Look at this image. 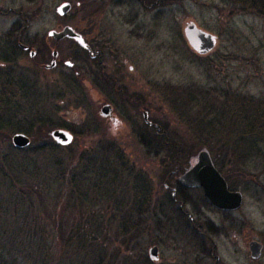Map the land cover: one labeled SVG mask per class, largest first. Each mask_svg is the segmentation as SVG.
<instances>
[{
    "label": "rangeland",
    "instance_id": "374dc122",
    "mask_svg": "<svg viewBox=\"0 0 264 264\" xmlns=\"http://www.w3.org/2000/svg\"><path fill=\"white\" fill-rule=\"evenodd\" d=\"M98 1V5L86 6L82 0H0V52L3 48L4 53L7 51L11 55L9 64L0 62V80L6 75L17 79L28 76L40 98L32 103L29 100H17L19 110L22 108L26 112L25 116L28 114L25 117L18 110V119L24 120L21 127L31 125L29 121L36 113L45 117L52 108V114L58 123L66 125L62 130L73 135V143L65 147L73 146L67 151L57 149L53 154H45L38 152L37 148L31 151L32 158L27 160L26 174L29 175V180L33 175L44 176L45 189L35 187L37 195L34 197L37 200L28 209L30 228H35L38 233L34 238L31 231L27 236L25 234L28 224L23 218V211L17 208L19 204L14 202L17 189L9 187L7 182L0 185V204L5 206L11 203L15 206L10 211L6 210L5 215L0 213V227L5 226L3 230L0 229V264H3L1 261H10L12 258H15L17 264H33L34 259L27 260V244L38 249L42 236L44 237L42 227L51 229L53 224L57 226L67 222L64 209L68 204L63 193H67L69 188L59 187L57 184L58 175L65 163L85 161L90 156L95 159V163H101L100 160L107 157L116 161L120 153L116 156L117 153L114 152L120 149L130 160L141 162L145 170L151 173L149 178L153 181L150 190L153 195L156 196L160 189L161 170L157 167L159 161L167 159L165 151L159 157L152 156L137 143V139L132 137L134 133L130 128L131 121L122 122L124 118L119 114L121 104L116 105L112 119L104 118L101 115L104 104L101 103V93L98 95L96 92L94 95L91 90L88 92L89 81L80 79V82L74 83L70 80V69L63 65L66 60L81 59V52L69 40L56 42L48 36L50 31H61L66 25L73 26L76 30H85L89 21L83 18L89 17L90 12L98 8L101 13L99 22H102L97 30L99 37L110 39L112 47L115 46L124 53L128 84L134 93L148 98L143 101L142 109L149 111L152 120L157 119L175 135V143L183 144L181 139L185 141L187 159L192 156L189 154L193 145L209 144L210 153L219 159L223 173L219 172L224 176L230 174L234 180L235 188L231 190L239 191L244 196L242 208L231 213L221 212L206 204L203 193L199 190L185 194L188 201L181 196L176 197L186 204L182 210L184 215L203 223L209 233L206 239L209 245L206 243L202 247L197 242L198 239H192L185 221L169 222L173 216L172 210L165 216H158L150 233L143 230L142 238L147 237V240L142 241L146 256L153 246H158L160 261L156 264H264V250L260 260H253L249 249L252 241L264 245V157H258L253 151H245V155L238 161L239 166L256 177L243 179L232 163L233 157L232 162L230 158L224 161L223 156L220 157L223 155L222 151L227 150L220 144L225 138L232 141L236 139L235 131L222 127L219 133L222 138L216 143L211 134H206L207 128L203 124L201 129L204 131L190 128L193 121L211 119H203L200 111L192 107V100L203 97L215 99L216 90L219 92L220 89L225 91L231 88L250 98L252 105L264 101V20L234 12L222 0H175L172 3L165 0V4L153 9L145 8L139 0ZM65 2H69L72 9L69 14L61 17L56 10ZM189 24L217 36L215 49L206 55L195 52L185 36V28ZM20 47L28 50L27 53H22ZM54 50L61 55L62 65L50 70L37 67L39 62L45 63L47 53L51 56ZM33 51L43 57L34 60L35 57L31 55ZM225 56L234 60L224 62ZM130 65L135 68L133 73L129 71ZM57 89L61 96H55ZM8 111L0 105V112L4 114H0V118L4 121L12 119L7 117ZM252 112L248 111L249 114ZM226 113L232 114L228 110ZM230 121L232 119L227 120L229 125L232 124ZM14 124L17 122L14 121ZM33 130L37 131V128L34 127ZM51 133L50 138L54 140ZM0 135L3 137L0 139V148L6 151L9 149L8 132L3 131ZM241 136L245 135L240 134L239 138ZM35 138L37 144L42 140L38 134ZM54 142L57 143L55 140ZM50 149L52 148L48 150ZM199 153L194 156L190 168L196 164ZM19 155L24 156L22 153ZM183 160L181 158V162ZM19 179L21 183L25 182L22 177ZM82 190L89 194H86L88 199L97 203L96 207L89 206V209L94 214L100 212L98 215L107 219L109 214L104 207L106 202L95 199V193ZM139 238L141 239V235ZM148 242L151 244H147ZM140 258L139 254L138 260H135L137 264H140Z\"/></svg>",
    "mask_w": 264,
    "mask_h": 264
},
{
    "label": "trees",
    "instance_id": "16d2710c",
    "mask_svg": "<svg viewBox=\"0 0 264 264\" xmlns=\"http://www.w3.org/2000/svg\"><path fill=\"white\" fill-rule=\"evenodd\" d=\"M82 2L86 6L100 4L98 0H82ZM139 2L145 8L153 9L159 8L166 1L139 0ZM172 2H175V0H167V3ZM222 2L234 12L252 15L264 20V0H222ZM99 12V8L94 12L91 11L89 17H84L83 20L90 21L91 15L98 14ZM232 15H234L233 12ZM85 27V30H79L83 35H86V30L90 28V25L88 24ZM72 43L75 44L73 41ZM20 49L22 53H27V50L21 47ZM0 53V62L9 64L11 55H8L7 51L4 53L3 48ZM47 57L50 58L49 56ZM37 58H39V55L34 60H37ZM233 60L234 58L224 57V62H231ZM40 63L37 67L44 68L43 64ZM28 78L27 76L25 79L23 77L17 79L16 77L13 78L12 75H6L0 80V105L9 110L8 116H6L12 117V119H9L11 121H4L3 118H0V134L3 131L5 133L8 132L7 140L9 147L6 151L0 148V185L7 182L9 187L17 189L14 202L19 204L17 208L23 211V218L28 224L25 234L27 236L31 231L34 238V235L38 233L35 228L32 230L30 228L28 209L37 200L34 197L37 195V192H34L36 191L35 187L44 188V176L33 175L32 181L29 180V175L26 174L28 172L27 160L32 158L31 151L37 148L40 153L53 154L57 149L67 151L73 145L70 147L60 146L50 138V133L53 129L66 127V125H61L55 119L52 114V108L49 110L50 113L45 117H41V113H36L37 115L29 121L31 125L28 124L21 127L20 124L24 120L22 118H20L21 120L18 119L20 115L19 111L23 116H25L26 112L22 108L19 110L17 100L23 102L29 100V103H32L36 102V99H40L38 93L34 91V83L30 82ZM70 80L76 83L75 78H71ZM60 93L59 91L56 92L55 96H58ZM215 93L217 96L212 100L204 97L200 100H192V107L200 111L203 119H211L210 121H193L190 128L204 131V129H201V125L203 124L207 128L206 134H211L216 143H219V139L222 138L221 134L219 135L222 127L235 131L236 139L232 141L225 138L224 142L220 144L227 148V150L222 151L223 155H220V157L223 156L224 161L226 158H230V162H232L231 157H233L234 161L232 163L236 166V171L240 174L239 176L243 179L254 177L255 175L251 176V174H248L250 172L242 168L243 166L240 167L238 161L242 158L241 156L245 155V151L247 153L253 151L257 153L258 157H264V101L252 105L250 98L241 95L238 91H233L231 88L225 91L220 89L219 92L216 90ZM41 96L44 97V95ZM30 97H32L31 101ZM226 110L232 114H227ZM248 111L253 112L249 114ZM0 114L4 116L2 112ZM187 114H189V109L187 110ZM25 117H28V114ZM230 119H232L230 121L231 125L227 122ZM14 121L17 122L16 125ZM225 121L226 124L224 125L223 122ZM160 126L162 127V135H143L137 138L138 141L145 142L143 148L150 155L159 157L163 151L166 153L167 159L159 161L157 167L159 171L161 170V177L160 179L158 177L160 189L156 196L150 190L152 189L151 181H153L149 178L151 173L145 170L141 162L130 160L120 149L116 148L117 151L114 152L115 154L117 153L116 156L118 152L120 153L116 161L114 159L111 161L107 157L100 160L101 163H95V159L90 156V158L84 159L85 161L80 160L76 163H65V167L60 170L58 175L57 184L59 187L69 188L67 193L66 191L63 193V198H65L68 204L64 209L67 222L64 225L58 224L55 226L53 224L51 225V229L42 227L44 237L42 236L39 248L36 249L27 244V260L34 259L33 264H137L138 262H135V260H138L140 254V264H156V262L150 259L149 254L146 256V250L142 246V241L147 240V237L145 239L144 237L142 238V232L145 230L147 233H150L154 227L153 223H156L158 216H165L167 212H172V210L173 216L169 222L182 223V221H185L188 224L187 227L190 229L191 238L198 239L197 242L202 247L205 246L207 236L209 235L207 230H205V226H203V223L194 221L188 215H184L182 210L175 209L173 206L175 200L166 192L165 183L169 184L173 182V177L190 169L194 156L202 151L201 149H205L210 153L209 144L206 143L201 146L193 145L191 153L189 148H187V151L190 153L189 155H192L187 159L185 157L188 156L185 151V141L181 139L183 144L175 143V135L168 128L161 125V123ZM34 127L37 128V131L33 130ZM16 133H24L31 137L32 144L29 148L22 150L12 145L10 137ZM37 134L42 138L39 144L36 143L37 138L35 136ZM240 134H244L245 136L239 138ZM1 138L3 137L0 135ZM156 140L158 142L154 143L153 141ZM50 147L52 149L48 150ZM21 153L24 156L20 157L19 154ZM211 157L216 168L223 173L222 168L219 166V159L216 156L213 157V155ZM181 158H184L182 162ZM61 163L64 165V162L61 161ZM19 177H22L25 182L21 183ZM224 178L230 189L235 188L233 185L234 180L230 174L224 176ZM251 181L255 182L253 179ZM82 188L87 189L86 191L90 194L95 193V199L99 198L106 202L104 207L109 214L107 219L106 217L99 216L100 212L94 214L89 209V206L92 208L96 207L97 203L88 199L89 197H86L87 193L85 194ZM14 208V204L11 203L5 206L0 204V213L1 215H5L6 210L10 211L9 209ZM4 228L5 226L0 227L1 230ZM140 235L141 239L139 238ZM147 244L150 245L151 243L148 242ZM207 245L209 244L207 243ZM1 262L3 264H17L15 258H12L10 261Z\"/></svg>",
    "mask_w": 264,
    "mask_h": 264
},
{
    "label": "flooded vegetation",
    "instance_id": "af4514ba",
    "mask_svg": "<svg viewBox=\"0 0 264 264\" xmlns=\"http://www.w3.org/2000/svg\"><path fill=\"white\" fill-rule=\"evenodd\" d=\"M100 15L101 13L91 15V20L87 23L90 25V28L86 32V35H83L79 30H76L73 26H70L76 33L82 36L85 43L88 45V48L81 46L73 39L65 38L61 40H69L71 41V43L72 41L75 42V44L72 43L73 47L81 52L82 56L79 55L81 59H79L78 61L66 60L63 63L59 52L57 50H54L51 56L49 55L50 58H48L46 62L43 63V67L46 70H50L56 68L59 65H62L63 63L65 67L70 69L72 76L71 78H75L76 82H80V79L89 81V88H87L88 92L91 90V93H95L94 95H96V92H98V95H100L101 93V96H103V101L101 103H104L102 109L105 106L110 107L109 115L104 118L112 119L114 110L117 109L116 105L121 104L119 114L122 116V118H124L122 119V122L131 121L132 124L130 125V128L132 130V133H134L132 134V137H134L135 139L143 135H162V127L160 126V122H158L157 119L156 121L152 120L149 116L151 113L142 109L143 101L148 98L144 97L140 93H134L133 88L128 84L124 53L117 49L115 46L114 49L111 45L110 39H105L102 36V38L99 37V31L97 30L100 24H102V22H99ZM67 26L69 25H66L65 27ZM65 27H63L62 30ZM46 49L49 51V48ZM55 51L57 53L56 57L54 56ZM37 56V52H35L33 57L36 58ZM47 56L48 53L45 57ZM39 57L43 56L40 55ZM53 61H55V66L49 68L52 65ZM82 65L86 67L83 68ZM129 71L133 73L135 71L134 66L130 65ZM87 94L89 95V93ZM138 142L142 146H144L143 144H145V142L143 143L137 140V143ZM153 142L157 143L158 141L156 140ZM120 146H122V144ZM186 172L180 173L178 176H175L174 174V181L170 182L169 184L165 183L166 192H168L169 195H171V197L175 200L173 206L177 207L180 210H183L186 204L185 202L181 203L180 200L176 199V197L181 196L184 200L186 199L185 201H188L187 197H185V194H187L188 192L199 190L203 193L204 198V192L202 188H187L181 184L180 178Z\"/></svg>",
    "mask_w": 264,
    "mask_h": 264
},
{
    "label": "water",
    "instance_id": "95a60500",
    "mask_svg": "<svg viewBox=\"0 0 264 264\" xmlns=\"http://www.w3.org/2000/svg\"><path fill=\"white\" fill-rule=\"evenodd\" d=\"M72 5L69 2L61 4L56 12L63 17L69 14ZM49 37L56 41L65 38L73 39L81 46L88 48L81 35L76 33L70 26L65 27L61 31L52 30L48 34ZM185 36L188 43L195 52L200 55L210 53L217 46V36L205 32L194 24H189L185 28ZM35 51L31 53L34 56ZM57 53L54 52L56 57ZM55 61L49 67H54ZM110 107L105 106L102 109V115L108 116ZM52 138L59 144L66 146L73 142V135L66 130L58 129L51 133ZM12 143L17 149H25L31 145V139L24 133H16L12 137ZM180 182L187 188H202L206 203L213 208L222 212H236L242 208L244 196L239 191H233L223 175L215 167L212 157L207 151H202L198 155L196 164L181 176ZM250 255L253 260H260L263 255L264 245L258 241H252L249 245ZM150 259L154 262L160 261V250L158 246H153L150 251Z\"/></svg>",
    "mask_w": 264,
    "mask_h": 264
}]
</instances>
